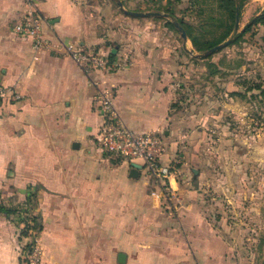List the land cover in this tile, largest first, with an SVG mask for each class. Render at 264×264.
I'll use <instances>...</instances> for the list:
<instances>
[{
	"label": "rangeland",
	"instance_id": "obj_1",
	"mask_svg": "<svg viewBox=\"0 0 264 264\" xmlns=\"http://www.w3.org/2000/svg\"><path fill=\"white\" fill-rule=\"evenodd\" d=\"M103 1L110 12L148 29L159 28L168 39L170 58H165L172 66V101L161 132L163 163L176 184L172 188L163 183L168 190L160 196V188L145 175L148 181L133 199L125 186L123 233L116 230L113 206L107 208V223L96 215L83 224L81 214L74 230L67 219L59 222L54 216V192L38 189L26 203L34 186L24 195L14 189L0 191V202L9 200L16 209L8 217L13 262L23 264L25 253L37 245L43 264H118L119 252L126 253L125 264H264V27L208 60H194L193 54L200 52L177 29L166 26L170 18L127 16L112 0H98ZM128 2L124 7L133 11L174 10L205 40L218 38L230 23L218 0ZM245 15L242 8L238 31ZM208 61L219 67L218 75H210ZM255 85L261 89H248ZM190 199L197 201L196 213L189 212Z\"/></svg>",
	"mask_w": 264,
	"mask_h": 264
},
{
	"label": "crops",
	"instance_id": "obj_2",
	"mask_svg": "<svg viewBox=\"0 0 264 264\" xmlns=\"http://www.w3.org/2000/svg\"><path fill=\"white\" fill-rule=\"evenodd\" d=\"M90 1L34 0L42 34L50 42L35 60L31 40L13 31L26 12L24 0H0V87L9 89L0 97V191L24 195L34 186L37 192H54V216L59 222L67 219L74 230L81 214L83 224L96 215L107 223V208L113 206L116 230L123 233L124 187L133 199L148 178L141 171L139 178H131L132 163L97 147L102 125L98 89L112 91L128 127L162 134L172 101V66L165 58L170 49L159 28L124 20L104 8V1ZM242 8L245 25L264 9V0H246ZM68 43L120 65L86 75L67 54ZM173 182L171 177L172 188ZM2 203L11 206L9 200ZM188 203L189 212L196 213L197 201ZM10 215L0 213V264H16Z\"/></svg>",
	"mask_w": 264,
	"mask_h": 264
},
{
	"label": "built area",
	"instance_id": "obj_3",
	"mask_svg": "<svg viewBox=\"0 0 264 264\" xmlns=\"http://www.w3.org/2000/svg\"><path fill=\"white\" fill-rule=\"evenodd\" d=\"M26 12L13 26L17 36L31 40L34 50L33 59H37L38 52L48 47L49 40L42 34V19L39 16L34 0H24ZM65 50L76 65L86 74L93 71L113 70L120 64L111 61L107 55L87 51L75 43H68ZM9 89L0 87V97L5 96ZM18 97V96H17ZM97 100L100 103L102 125L95 137L98 148L110 155L120 156L129 163L141 165V172L160 188V196L167 194L165 182L170 183L174 173L161 161L165 152V140L159 131L136 132L128 127L114 103V96L110 89L99 88ZM164 183V184H163ZM154 198L158 195L154 191ZM166 196V195H165ZM23 264H43L41 249L32 246L23 256Z\"/></svg>",
	"mask_w": 264,
	"mask_h": 264
},
{
	"label": "trees",
	"instance_id": "obj_4",
	"mask_svg": "<svg viewBox=\"0 0 264 264\" xmlns=\"http://www.w3.org/2000/svg\"><path fill=\"white\" fill-rule=\"evenodd\" d=\"M245 1L246 0H218V7L223 9L224 12H226L228 19H230V23L223 30L221 35L216 39H209V40L206 39L205 40L200 35H195L193 33V29H194L193 26L190 25L189 23H187L186 21H184L182 18L177 17L174 10L165 9L164 13H167L171 17V19H175L182 26V28L186 32L187 40H189L191 42L195 51L203 53V52H206L207 50L213 48L214 46H216V45H218V44H220L226 40H229V42L226 46L236 44V43L244 40L247 33H254V31H256L259 26L264 27V9H263L259 14L252 17L250 19V21L247 22L240 31H238L237 19L240 18L241 9H242ZM148 10H150V9H148ZM158 10H160V9H158ZM165 24L170 29L176 30L172 20H166ZM262 37H263L262 39L264 41V34ZM211 55L201 58V57H198L197 54H193L192 59H194V60L207 59L208 60ZM110 56L113 57L114 54L110 53ZM207 67L209 69L210 75H212V76L218 75L221 72L219 67H217L215 64H213L209 61L207 62ZM252 88L261 89V87L259 85L250 86L248 89H252ZM234 93L240 94L241 92L236 91ZM36 191L37 190H35V192L31 193L30 195H28L26 203L29 202L28 199L36 197V193H37ZM15 212H16L15 208H13L11 206L8 207V206L4 205L2 202H0V213L10 215V214L15 213ZM32 219L34 221H37L36 216L32 217ZM23 223H24V227L26 229L30 228V226H29L30 224H29L28 220H25V222H23ZM41 228H42V225L39 224L37 226V229L41 230ZM24 235H26V231L24 232Z\"/></svg>",
	"mask_w": 264,
	"mask_h": 264
},
{
	"label": "water",
	"instance_id": "obj_5",
	"mask_svg": "<svg viewBox=\"0 0 264 264\" xmlns=\"http://www.w3.org/2000/svg\"><path fill=\"white\" fill-rule=\"evenodd\" d=\"M117 7L123 12V14L127 15V16H131V17H162V18H170V20H172L175 28L180 32L181 37L184 40H187V35L185 30L182 28V26L175 20V19H171V17L167 14V13H162V12H155V11H147V12H142V11H133V10H128L124 7L122 0H112ZM237 25H238V19H237ZM229 40H226L216 46H214L213 48L207 50L206 52L203 53H199L197 54L198 57H207L215 52H217L218 50H220L222 47L226 46L228 44ZM113 53H115V50L112 51ZM190 53H192V51H189ZM76 147L78 146V144H75ZM141 169V165L136 164V163H132L130 170H129V176L131 178L137 179L140 176V170ZM193 172L196 176V174H198V171L196 169H193ZM126 261V254L123 252H119L117 255V263L118 264H125Z\"/></svg>",
	"mask_w": 264,
	"mask_h": 264
}]
</instances>
